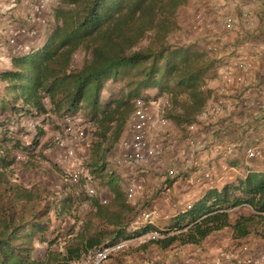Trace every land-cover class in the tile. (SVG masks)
<instances>
[{
	"label": "trees",
	"instance_id": "obj_1",
	"mask_svg": "<svg viewBox=\"0 0 264 264\" xmlns=\"http://www.w3.org/2000/svg\"><path fill=\"white\" fill-rule=\"evenodd\" d=\"M187 1L48 0L43 11L48 14L33 27L45 30L41 44L21 37L30 48L17 52L8 37L4 40L10 50L0 70V130L18 116L54 114L61 121L83 113L91 128L88 166L99 179V192L108 187L113 197L103 203L94 187L88 214L95 222L88 217L76 228L71 224L64 249L56 251L51 246L62 233L53 229L51 213L57 220L69 212L70 195L58 197L36 182L21 183L10 167L14 157L0 147V264H69L88 249L132 236L128 228L139 206L125 200L119 179L106 167V156L133 109L132 99H147L143 90L156 88L169 102L164 116L190 125L210 97L207 80L217 60L197 41L169 39L180 28L177 12ZM109 81L123 82L121 92L103 99ZM240 207L244 212L232 218ZM226 226L239 236L252 232L264 238V172H249L220 190H208L174 217L162 238L147 242L163 247L175 240L197 243ZM170 230L175 232L168 234Z\"/></svg>",
	"mask_w": 264,
	"mask_h": 264
},
{
	"label": "crops",
	"instance_id": "obj_2",
	"mask_svg": "<svg viewBox=\"0 0 264 264\" xmlns=\"http://www.w3.org/2000/svg\"><path fill=\"white\" fill-rule=\"evenodd\" d=\"M230 1L227 0L228 3ZM34 2L0 0V38L3 41L13 28L36 25L30 22L33 20ZM221 2L226 3V0ZM233 5L244 16L253 12L256 24L254 28L246 25L249 29L247 32L239 30L237 37L232 38L226 46V51L218 56L219 61L207 80L210 97L197 120L188 125L191 129L190 139L183 152L176 150L174 165L160 158V155L148 165H117L113 162L116 149L106 156V167L109 163L115 167L113 172L119 179L125 200L138 206L142 204L138 211L155 210L152 222L143 228H135L132 225L134 219L131 220L128 232L132 235L149 229L167 231L174 217L189 209L208 190H220L225 184L234 183L249 172H264V158L247 160L245 157L247 147L264 140V0H234ZM199 14H202V21L196 27L193 24V28L202 26L204 31H211L215 17H211L212 13ZM37 29L39 34L35 43L39 45L46 34L44 29ZM198 34L199 31L195 36ZM156 93L159 92L153 87L143 90L154 113L161 105L160 97H155ZM219 99L222 101L221 107L214 111L212 107ZM159 127L149 131V142L157 149L159 145L155 143L153 134H157L155 131ZM170 169L172 173H169ZM131 178L139 181L143 190L135 198L128 199L125 190ZM99 193L101 197L104 193L103 197L108 202L113 197L108 187L102 188ZM233 213L232 218L236 215ZM174 232L170 230L168 234ZM70 236L64 235L63 238L68 241ZM223 248L232 249L236 257L258 254L264 251V238L252 232L239 236L233 228L226 226L210 232L197 243L175 240L163 247L154 242H145L137 246L134 252L122 250L103 264H184L188 258L194 264H215L214 257ZM40 257L43 258L44 254ZM234 261L226 260L220 264H234Z\"/></svg>",
	"mask_w": 264,
	"mask_h": 264
},
{
	"label": "rangeland",
	"instance_id": "obj_3",
	"mask_svg": "<svg viewBox=\"0 0 264 264\" xmlns=\"http://www.w3.org/2000/svg\"><path fill=\"white\" fill-rule=\"evenodd\" d=\"M221 1L188 0L177 12L180 28L171 33L169 39L179 42L197 41L219 61L218 56L221 52L226 51V46L232 41V38L237 37L239 30L248 31L249 27L254 28L256 24L253 12L244 16L237 11V6L233 5L234 0L229 3L227 0L226 3ZM33 4L32 13L36 18L34 20L36 25L31 26L30 29L35 32L31 35L22 36L26 38L25 40L31 42L37 40L38 34V31L33 27H38V23H41L42 14H48V9L46 12H35ZM230 11H232V14ZM209 12L212 13L211 17L212 15L215 17V20L213 19L214 28L211 31H204L205 28L202 26L194 29L192 25L196 15L199 13L206 15L210 14ZM226 16L234 18L231 29L224 28V18ZM32 21L30 22L33 23ZM246 25H248V28L245 27ZM198 31V36H195ZM18 40H22L21 36ZM1 47H5V50H2ZM8 50H10V47H6L5 41L0 38V70L7 65ZM81 54L83 53L81 52ZM122 85L123 82L121 81H109V84H106L102 91L103 99L109 97L110 94L118 95L121 92ZM156 96H159L161 101L167 98L164 93H156ZM81 114L80 123L74 129V132L65 136L66 144H71L74 147L73 156L68 159L63 158V149L55 144L54 137L61 132L62 123L54 114L18 116L17 120L6 123L4 127L6 129L0 130V147L14 157V162L10 166L14 172L13 177H18L19 181L27 186L32 182H36L39 186L55 190L58 197L67 195L71 197L72 203L69 212L65 211L60 214L57 220L54 212L51 213L53 229H58L62 233L61 237L51 247L59 252L64 249L66 243L64 241L66 240L63 236L67 234L71 224L75 223L76 228L78 223L88 217L94 219L95 222V218L88 214L91 198L84 190L85 186L97 187L98 192L101 188L99 179L92 174L90 166H88L91 128L86 116L83 113ZM127 127L126 124L120 138L127 134ZM159 128L155 131L157 134H153L155 143L159 145V152L156 157L160 155V158H165V161L173 166L177 157L176 150L181 149V152H183L187 140L190 139L191 129L188 125H178L168 118ZM194 132L196 131L194 130ZM118 142L119 140L115 143L110 154L115 151ZM107 168L113 171L115 167L109 163ZM68 172H77L79 178L76 181L71 180ZM102 196H105V194L103 193ZM142 207V204L139 205V209ZM238 212H244V208H237L233 214ZM46 244L42 243L41 245L46 247ZM140 244L142 243L133 242L123 251L129 249L134 252Z\"/></svg>",
	"mask_w": 264,
	"mask_h": 264
},
{
	"label": "built area",
	"instance_id": "obj_4",
	"mask_svg": "<svg viewBox=\"0 0 264 264\" xmlns=\"http://www.w3.org/2000/svg\"><path fill=\"white\" fill-rule=\"evenodd\" d=\"M48 0H35L33 4V10L35 12H43L47 8ZM33 16V15H32ZM35 17V16H33ZM202 14H197L194 19V25L197 26L202 21ZM234 24V18L226 16L224 18V28L231 29ZM29 30V31H28ZM35 31L32 29H26L24 27H16L11 29L8 34L7 42L14 47L17 52H25L30 48V44H26L24 41L18 40L19 37L26 34L31 35ZM133 109L128 117L127 121V134L120 138L116 146V154L113 157V162L117 165H131L142 164L148 165L158 155V149L152 146L149 142V131L156 126H160L165 123L166 118L164 116V107L168 105V99H163L161 105L158 107V111L154 113L149 108V100L139 95L133 98ZM221 99L217 101V104L212 107L214 111H218L221 107ZM61 132L54 137L56 146L63 149V158L68 159L73 156L74 147L70 144H66L65 136L74 132L76 126L80 123L79 114L65 115L62 120ZM245 157L247 160L254 159L256 157L264 158V140L245 149ZM173 171L170 169L169 173ZM69 178L76 181L79 178L77 172L69 173ZM143 190L142 184L135 178H131L125 190V195L128 199L135 198L138 194H141ZM86 191L89 195L94 193V188L86 186ZM102 202L106 203L107 198L102 197ZM155 214L153 209H141L138 211L137 216L134 218L132 225L135 228H143L152 222V217ZM164 235L157 229H149L146 231L133 234L129 238H122L112 243H108L98 248L88 249L78 259L73 260L69 264H102L111 256L126 249L131 243H145L149 240H156L162 238ZM235 260L234 264H264V251L258 254H247L242 257H236V253L232 249H220L217 251L214 262L220 264L222 261ZM184 264H194L191 258L185 260Z\"/></svg>",
	"mask_w": 264,
	"mask_h": 264
}]
</instances>
